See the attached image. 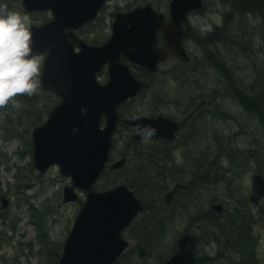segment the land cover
<instances>
[{"label": "rangeland", "instance_id": "obj_1", "mask_svg": "<svg viewBox=\"0 0 264 264\" xmlns=\"http://www.w3.org/2000/svg\"><path fill=\"white\" fill-rule=\"evenodd\" d=\"M4 2L8 4L10 10L29 15L32 24L35 25H42L53 18L51 11L37 13L26 11L23 8L22 0H4ZM170 2L171 0H112L100 14L98 20L91 26L83 28L78 32V35L89 44H94L93 42L97 40L98 44L101 45L111 37L112 25L117 13L129 12L139 6L150 4L157 11L168 15ZM228 3L231 4V0L228 2L227 0H206L204 10L193 14L190 18V27L197 32V35L203 36L204 34L200 31L202 24H211L212 27L225 26L223 32L226 34V39L221 42L218 55L228 68L227 73L237 81L238 88L254 91L252 94L264 92V13L258 14V16L254 14L244 16V14L234 12ZM228 11L229 14L226 13ZM224 16L226 17L224 18ZM249 30H255L251 38ZM185 43H187L193 57L192 65L197 63V66L202 69L198 74V81L185 85L180 83V98L183 100L192 92L197 93L198 91H201L205 96L206 92L209 91L218 97L222 107L235 115L236 119L224 120L222 116L214 115V109L206 105L200 108L197 106V102H194L188 110L176 107L171 103L179 84L173 78H166L163 72L179 65V61L175 57H171L162 66L161 73H157L153 77L156 81L155 86L143 97H140L144 105H141L137 110L148 116H156L162 113L169 117H176L185 123V129L181 132L179 142H186L188 148L179 147L178 144L173 145V148H179L177 160L180 163L186 161L183 155L188 150L196 153L192 156H199L203 152L210 155L213 152L218 154L216 137L222 138L226 145H221L225 151L221 150L220 156L222 153L227 154L228 151H231L233 156L221 157L224 164L227 165V170L224 180L218 178L217 181L218 183L223 182V184H217V188L211 186V192H207L202 200H198L199 207L208 208L209 197L222 195L225 198L224 186L232 176L229 160L230 157H237L238 149L247 153L254 161L264 158V131L258 124V119L250 116L251 119H249L244 113L246 112L244 107L231 96L233 90L220 68L206 59L198 44H194L193 41ZM211 48L216 50L215 44L211 45ZM99 79L101 82H106L108 76L104 73ZM157 88L164 93L155 92L154 90ZM155 94H159L163 103L156 112L150 111L148 108L152 104L150 100ZM15 99L22 104L20 109L13 108L11 103L8 106L0 107V198L5 195L10 200V206L6 210H1L0 203V234H5L7 237V241H0V245L4 244L0 248V264H6L5 261H1V256L4 254V260L8 261V264H57L59 255L75 222V217L86 201V194L80 193L78 203L66 204L63 201V190L65 186L72 184L70 178L63 176L57 166H52L43 177L39 176L33 161L32 134L35 126L39 123L42 124L46 115L40 121L33 113L32 105H23L20 96ZM30 100L37 102V108L42 109L43 113L47 106L57 103V97L53 93H44L39 88L30 96ZM195 129L196 131L192 133ZM130 136V131L121 126L116 134V140L119 142L113 150L112 158L114 160L120 157L122 151L129 152L124 148ZM150 142L152 143V141ZM255 154L257 156H252ZM261 166L264 171V164ZM256 171H260L257 164L242 180L244 185L251 187L250 190L254 196L259 195L258 191L261 187V180ZM20 175L22 176L20 177ZM21 182H25L26 187L20 185ZM198 184L199 182L196 183V185ZM108 185L106 177L96 185V189L103 190ZM220 187L222 190H218ZM262 191L264 192V179ZM189 194L186 193L182 197L191 199L193 194ZM228 203L229 201L224 203L225 206ZM176 205L178 206L177 203ZM31 206L34 207L31 208ZM34 210L40 212L43 230H40L41 226L28 222L29 218L34 216ZM183 218L178 220L174 235L167 237L164 240V245L182 242H177L176 238L186 226V218ZM15 224H18L17 231L12 228ZM39 231L45 233L44 239L38 238L40 237ZM256 232L260 236L259 262L264 264V227L258 225ZM152 233H155L153 229L149 231V234ZM181 235L183 234L181 233ZM127 236L129 237L128 233ZM154 236L155 234L148 236V241H151ZM185 239L187 251L195 256L213 255L218 249V246L213 243L204 244ZM133 244L134 240L132 246ZM25 254L26 257L23 259ZM21 260H24L25 263H22ZM128 261L131 262L130 264H140L137 259L130 258V251L123 257L124 263L128 264ZM159 262L158 258L152 257L150 259V264H159Z\"/></svg>", "mask_w": 264, "mask_h": 264}, {"label": "water", "instance_id": "obj_2", "mask_svg": "<svg viewBox=\"0 0 264 264\" xmlns=\"http://www.w3.org/2000/svg\"><path fill=\"white\" fill-rule=\"evenodd\" d=\"M106 0H24L29 10H53L56 21L42 28L32 27V47L35 53L49 50L43 86L57 90L63 97L49 123L35 132L37 167L43 172L52 163H59L63 173L74 179L77 187L89 190L87 204L77 219L75 229L65 246L61 264H113L125 249L120 232L135 213L142 210L129 189L120 185L104 193L91 191L98 180L111 147L117 124L116 107L144 86L134 79L128 66L120 61L125 54L133 61L155 69L166 57L164 50H156V33L166 36L168 48L189 60L182 48V23L186 15L202 7V0H174L172 22L163 24L150 7L119 16L115 35L104 47H89L82 42L83 51L75 54L65 34L66 28H78L92 19ZM131 25V28L127 26ZM147 36L145 43L141 41ZM142 45H145L142 46ZM110 63L111 79L100 86L96 73L105 62ZM86 110V111H82ZM103 115L108 126L100 129ZM137 127L151 125L156 136L171 137V124L163 118L144 117L130 121ZM120 161L113 165L119 168ZM77 196L72 188L66 189V201ZM218 211L221 206H214ZM168 264H187L175 256Z\"/></svg>", "mask_w": 264, "mask_h": 264}, {"label": "clouds", "instance_id": "obj_3", "mask_svg": "<svg viewBox=\"0 0 264 264\" xmlns=\"http://www.w3.org/2000/svg\"><path fill=\"white\" fill-rule=\"evenodd\" d=\"M211 24H202V34L211 32ZM43 56L32 47V20L29 15L9 9L0 0V107L11 103L15 109L22 104L17 96H32L41 86ZM86 111V110H82ZM157 129L151 125H140L137 134L144 143H149Z\"/></svg>", "mask_w": 264, "mask_h": 264}, {"label": "trees", "instance_id": "obj_4", "mask_svg": "<svg viewBox=\"0 0 264 264\" xmlns=\"http://www.w3.org/2000/svg\"><path fill=\"white\" fill-rule=\"evenodd\" d=\"M251 2L254 3V1H251V0H233L232 6L234 7V9H236L238 11H241V12L244 11V10H252V9L255 10L257 5H253ZM158 158H159V156H153L152 160L147 161V163L153 164V163H155L158 160ZM140 178H141V176H139V179ZM207 178H208V176H207ZM145 181H146V178L144 177L142 183H144ZM206 217L208 219H210L213 223H215V221H217L216 216L212 212H208L206 214ZM252 259L254 261L253 264H258L255 251H254ZM235 264H241V263H235Z\"/></svg>", "mask_w": 264, "mask_h": 264}, {"label": "bare ground", "instance_id": "obj_5", "mask_svg": "<svg viewBox=\"0 0 264 264\" xmlns=\"http://www.w3.org/2000/svg\"><path fill=\"white\" fill-rule=\"evenodd\" d=\"M244 6V5H243ZM241 14H244V16H248L249 15V11L248 10H244V11H240ZM225 41V38H218L215 42V46H216V50H214V56L218 55L219 53V49L221 48V42ZM175 250L176 251H180L183 252V249L180 245H176L175 246ZM199 261L198 260H192V264H198Z\"/></svg>", "mask_w": 264, "mask_h": 264}]
</instances>
